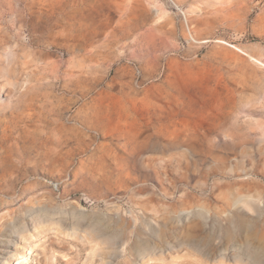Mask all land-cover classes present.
Segmentation results:
<instances>
[{
  "label": "rangeland",
  "instance_id": "374dc122",
  "mask_svg": "<svg viewBox=\"0 0 264 264\" xmlns=\"http://www.w3.org/2000/svg\"><path fill=\"white\" fill-rule=\"evenodd\" d=\"M0 264H264V0H0Z\"/></svg>",
  "mask_w": 264,
  "mask_h": 264
},
{
  "label": "bare ground",
  "instance_id": "6f19581e",
  "mask_svg": "<svg viewBox=\"0 0 264 264\" xmlns=\"http://www.w3.org/2000/svg\"><path fill=\"white\" fill-rule=\"evenodd\" d=\"M221 42L225 43L223 41H221ZM130 148L131 149L129 150L128 156H131L132 153H136V151H138L139 154L148 153V152L149 153L158 152L160 149V145L158 142H152L151 139L145 138L143 141L135 140L133 143H131Z\"/></svg>",
  "mask_w": 264,
  "mask_h": 264
}]
</instances>
